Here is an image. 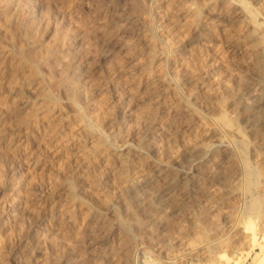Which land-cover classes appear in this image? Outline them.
Wrapping results in <instances>:
<instances>
[{"label": "rangeland", "instance_id": "obj_1", "mask_svg": "<svg viewBox=\"0 0 264 264\" xmlns=\"http://www.w3.org/2000/svg\"><path fill=\"white\" fill-rule=\"evenodd\" d=\"M0 264H264V0H0Z\"/></svg>", "mask_w": 264, "mask_h": 264}, {"label": "bare ground", "instance_id": "obj_2", "mask_svg": "<svg viewBox=\"0 0 264 264\" xmlns=\"http://www.w3.org/2000/svg\"><path fill=\"white\" fill-rule=\"evenodd\" d=\"M182 37V36H181ZM181 39V38H180ZM178 40V39H177ZM180 41V40H179ZM223 61V60H222ZM214 65V64H213ZM126 77V76H125ZM127 81V80H126ZM128 83V82H127ZM120 101V100H119ZM263 230V229H262Z\"/></svg>", "mask_w": 264, "mask_h": 264}]
</instances>
